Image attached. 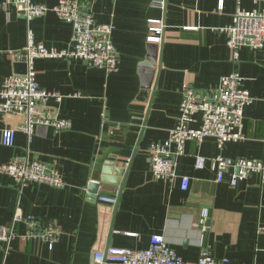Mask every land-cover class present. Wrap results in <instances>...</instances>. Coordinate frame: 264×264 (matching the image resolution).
<instances>
[{
    "label": "crops",
    "instance_id": "crops-1",
    "mask_svg": "<svg viewBox=\"0 0 264 264\" xmlns=\"http://www.w3.org/2000/svg\"><path fill=\"white\" fill-rule=\"evenodd\" d=\"M38 1L52 8L59 0ZM82 1L90 6L97 24L112 23L118 70L106 74L80 59L37 58V84L62 96L60 101L50 99L46 107L68 120L70 129L38 128L31 141L16 130L14 145L5 147L2 130L18 129L24 118L0 115V164L35 160L56 169L65 183L63 189L37 183L20 189L11 177L0 174V233L17 206L23 215L54 221L60 230L51 250L39 241L13 239L5 258L0 250V264H93V255L108 248L147 249L153 235L164 237L189 264L196 262L201 247L230 264H264V230H257L258 225L264 227V186L258 176L232 187L231 167L220 183L209 162L202 170L194 167L197 156L209 161L222 157L229 163L262 156L264 49L242 48L234 59L222 32L232 23L237 0H222L221 7L220 0ZM159 1L163 10L152 7ZM3 2L0 85L7 77L25 72L13 53L25 48L28 28L34 42L47 49L66 50L71 39L70 25L54 13L27 24ZM239 3L244 11H261L263 6L260 0ZM157 19L164 24L160 41L147 25ZM232 72L239 73L241 87L254 99L244 109L245 139L221 148L212 138L189 141L184 155L176 159L178 178L156 179L149 168L148 148L165 141L176 124L182 85L211 93ZM183 176L190 178L187 191L180 189ZM102 177L123 181L119 197L112 185H102L97 193L114 197L116 207L88 192V185ZM204 213L208 230L201 237L197 223ZM25 231L23 224L17 225L18 234Z\"/></svg>",
    "mask_w": 264,
    "mask_h": 264
},
{
    "label": "built area",
    "instance_id": "built-area-1",
    "mask_svg": "<svg viewBox=\"0 0 264 264\" xmlns=\"http://www.w3.org/2000/svg\"><path fill=\"white\" fill-rule=\"evenodd\" d=\"M262 10L244 11L237 0V8L232 23L223 28L226 35V46L237 59L239 50L264 49V0ZM220 0V7L222 6ZM3 4L13 8L28 24L36 18L52 12L59 21L71 27V39L66 50L57 51L47 49L36 44L33 33L28 28L27 44L24 49L13 53L16 61L24 64L25 72L22 75L7 77L0 85V115L18 114L24 122L18 129H3L1 145L12 147L15 143L16 130L24 133L31 141L36 129L52 128L56 132L70 129L68 120L60 118L56 112L50 111L46 104L50 99L60 101L59 93L44 90L36 82L34 61L37 58L48 59H80L89 67L103 70L112 74L118 70V54L112 44V23L97 24L90 11V6L82 0H59L57 5L49 8L38 0H4ZM152 7L163 10L162 1L154 2ZM148 32L161 40L164 24L161 20H148ZM191 30H194L191 29ZM242 78L237 72L220 79L216 89L211 93H201L189 83H184L180 89L181 101L179 118L168 137L163 142L150 144L148 148V164L152 175L156 179L168 182L174 181L176 175V159L184 155L185 144L189 141L201 142L212 138L221 148L225 143H238L245 139L243 135L244 109L253 102L250 93L241 87ZM260 159L240 158L229 163L222 157L210 161L205 157H195L196 170L205 168L207 162L216 170V182L223 181L224 173L229 167L233 169L229 183L232 187L239 182L258 176L260 185L264 186V140ZM0 174L11 177L21 189L29 183L63 189L65 183L54 169L38 161L23 160L0 164ZM180 179L181 191H187L190 178L183 176ZM99 202L113 205L114 197L97 196ZM23 224L25 233L18 234L16 227ZM197 226L201 237L206 233V214L199 219ZM258 232L264 227L258 225ZM60 230L54 221H43L32 215H23L17 206L10 223L2 228L0 233V247L4 258L9 253V243L13 239L21 241H39L51 250L58 241ZM93 264H189L172 250L164 237L153 235L149 247L143 250L123 248H108L93 255ZM192 264H230L227 258H215L206 247H201L199 256Z\"/></svg>",
    "mask_w": 264,
    "mask_h": 264
},
{
    "label": "water",
    "instance_id": "water-1",
    "mask_svg": "<svg viewBox=\"0 0 264 264\" xmlns=\"http://www.w3.org/2000/svg\"><path fill=\"white\" fill-rule=\"evenodd\" d=\"M159 65H160V59H159ZM156 82H157V78H156ZM156 82L154 83V86L152 88L150 103H151L152 98L154 96V93L156 91ZM119 174L122 175V172L117 171L116 172V175H119ZM102 185H112V186H116L118 188V197H119V194H120V192L122 190L123 181H121L120 179L117 181V180H113V179L111 180V179L103 178L102 177V178H100V180L98 182L90 183L88 185V192L90 194L95 195V197H97V193L100 190V188H101ZM116 206H117V202H115V207Z\"/></svg>",
    "mask_w": 264,
    "mask_h": 264
}]
</instances>
